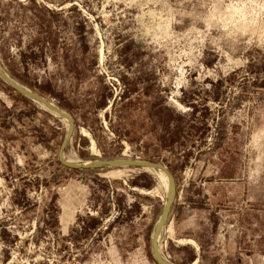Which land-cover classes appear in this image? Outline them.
Masks as SVG:
<instances>
[{"label": "rangeland", "instance_id": "rangeland-1", "mask_svg": "<svg viewBox=\"0 0 264 264\" xmlns=\"http://www.w3.org/2000/svg\"><path fill=\"white\" fill-rule=\"evenodd\" d=\"M34 1L0 0V67L77 117L65 158L165 165L172 263L264 264V0H44L50 54L35 52ZM63 78L74 87L54 86ZM65 125L0 79V264H156L149 230L165 185L145 169L62 167ZM105 188L114 221L122 192L135 198L131 223L92 236L88 216L83 233Z\"/></svg>", "mask_w": 264, "mask_h": 264}, {"label": "water", "instance_id": "water-1", "mask_svg": "<svg viewBox=\"0 0 264 264\" xmlns=\"http://www.w3.org/2000/svg\"><path fill=\"white\" fill-rule=\"evenodd\" d=\"M0 79L10 87L14 92L20 96L33 101L45 108V110L65 121L66 129L62 142L57 152V159L59 164L70 170H108V169H121V168H135V169H154L158 170L166 178L167 189L163 202V208L159 215L157 224L151 236V253L156 264H174L166 259L161 252L162 232L167 225L171 212L173 210L177 191L175 179L170 170L160 163L137 160V159H113V160H96V161H73L65 158V151L71 143L75 124L71 116L59 107L54 105L50 100L28 90L24 86L15 81L5 70L0 67Z\"/></svg>", "mask_w": 264, "mask_h": 264}, {"label": "crops", "instance_id": "crops-1", "mask_svg": "<svg viewBox=\"0 0 264 264\" xmlns=\"http://www.w3.org/2000/svg\"><path fill=\"white\" fill-rule=\"evenodd\" d=\"M54 5H55L54 1H44V0L34 1L33 11L29 10L27 12L28 15H32V17H33V22H34V26H35V36L38 38V45L35 46V52H38L41 54H46V53L50 54V53H53V51H54L55 46L53 43L55 42L54 37L56 35V25H55L56 13L52 9ZM66 5H67V3H65L63 5L64 10L66 9ZM23 6H24V4H23ZM64 14H66L65 11H64ZM50 39H52V43H50ZM23 47L26 48V45H24ZM54 86H57L58 88L74 87V81L71 78H63V80H59L58 82H55ZM75 109H77V108H75ZM101 109L105 113L106 112V105L103 106V108H101ZM62 110L65 111L66 113H68L71 116V118L73 119L74 124H75V130H74V134H75L76 127L78 124L77 117H75L74 114H72L71 112H67L64 109H62ZM91 112L94 116L95 115H97L98 117L101 116L100 114H96L97 111L94 110L93 108L88 109L87 114L91 115ZM99 123H101V121H99ZM99 126H100V124H99ZM74 134H73V136H74ZM80 160L81 159L77 157V161H80ZM122 193H123L122 209L120 210V217L115 218L117 220H115V221L113 220L115 211L111 208V205L109 203L110 189L105 188V190H103L101 193L104 201H102V199H101L100 201H97L96 203H90V205L92 207V210H90V211H92V213H90L89 210H87V209L85 212L81 213V216H84V217H81V219H80L81 231L84 233L85 231L88 230L87 229L88 222H89L88 216H90V218H94L93 220H95V222H96V226H95L96 232H93L92 236H94V235L97 236L100 233V230L107 225H108L109 229H114V228H112L114 225L113 223H115L117 221L122 222V219H126L125 221H128L129 223H131L128 216H131L130 211L135 208V198H131L125 192H122ZM116 196H118V195H116ZM140 207H141V214H145L146 206L141 205ZM139 217H141V216H139ZM158 218H159V216H158ZM157 221H158V219H157ZM157 221H156L154 227L149 230V233H150V253H151V236H152L153 230L157 224ZM149 227L147 228L144 226V230L148 231ZM121 229H123V227H121ZM131 238H133V239L136 238L135 232H133V235H131ZM188 240L192 241V243L196 247V250L200 251V254H202L203 246L200 245L199 243H197L196 241H193L191 239H188ZM84 242L86 244H84ZM196 243L198 244L199 248L197 247ZM82 244H84L86 247L88 246V238L87 237L85 238V240H83ZM151 256H152V253H151ZM195 257H196L195 258L196 262H198L201 259L200 255H197V256L195 255Z\"/></svg>", "mask_w": 264, "mask_h": 264}, {"label": "bare ground", "instance_id": "bare-ground-1", "mask_svg": "<svg viewBox=\"0 0 264 264\" xmlns=\"http://www.w3.org/2000/svg\"><path fill=\"white\" fill-rule=\"evenodd\" d=\"M231 9V10H230ZM229 11H230V13H234V12H237L238 11V9L237 8H234V7H231V8H229ZM41 107H43V106H41ZM44 108V107H43ZM45 109V108H44ZM65 122V121H64ZM86 135L88 136V134L86 133ZM146 171H148V173L149 174H151L153 177H155V178H157V180H160L165 186L164 187H166V189H167V181H166V178H165V176L163 175V173H161L160 171H158V170H154V169H146ZM166 227H164V229H163V232H162V240H163V238H164V236H165V234H166Z\"/></svg>", "mask_w": 264, "mask_h": 264}, {"label": "built area", "instance_id": "built-area-1", "mask_svg": "<svg viewBox=\"0 0 264 264\" xmlns=\"http://www.w3.org/2000/svg\"><path fill=\"white\" fill-rule=\"evenodd\" d=\"M74 264V263H73Z\"/></svg>", "mask_w": 264, "mask_h": 264}]
</instances>
